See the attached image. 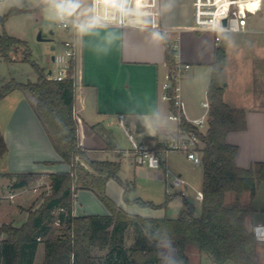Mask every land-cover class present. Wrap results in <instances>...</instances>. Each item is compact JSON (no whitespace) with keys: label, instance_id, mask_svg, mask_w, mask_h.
<instances>
[{"label":"crops","instance_id":"1","mask_svg":"<svg viewBox=\"0 0 264 264\" xmlns=\"http://www.w3.org/2000/svg\"><path fill=\"white\" fill-rule=\"evenodd\" d=\"M22 2L26 4L27 0ZM38 3L39 6L32 11L46 7L45 0H38ZM80 4L76 16L81 24H87L93 15L102 18L99 25L88 28L85 32L69 30L71 38L68 40H75L78 46L74 113L79 123L80 144L92 159L120 160L121 178L135 186L136 175L145 166L131 156V143L126 129L138 141H145L150 145L153 143L154 146L157 139L167 143L179 132V124L171 119V104L162 97V84L168 70L164 38L176 46L177 61L190 65L178 83L185 116L189 121L200 119L209 113L204 102L208 101L207 92L218 46L214 41V33L193 28L194 0H141L140 3L127 0L122 12L105 9L103 5L96 4L95 0H80ZM253 27L254 30L241 33L264 35L263 24H253ZM232 49L229 34L227 63L222 75V83L225 82L224 100L232 107L246 110L248 127L244 131L231 132L227 140L239 147L237 164L249 168L255 162H264V72L260 69L249 77L243 74L238 79H228L226 73L229 51ZM53 56L52 60L55 62L58 56ZM46 72L50 74L53 70L46 68ZM17 91L20 90L13 91L5 98ZM15 95L18 96H14L11 113L0 131L8 146V152L4 156L5 169L0 173L32 172L39 173L42 177L38 182L23 188H14L13 178L6 175L0 177V212L3 211L6 215L5 219H0V226L4 223L21 226L28 217V211H23V208L33 206L37 199L40 204L42 192L50 189V174L71 170V166L63 161L54 148L34 110L30 96L27 93ZM122 114L125 116V127L120 121ZM165 155L162 156L163 160L166 159ZM127 165L131 171L126 170ZM147 169L153 177L162 178L163 168L162 172ZM177 175L188 182L186 190L189 197L184 199L193 202L190 197L195 198L196 192L202 190L203 173L200 187L194 186L192 180L182 172ZM172 179H165V187L167 196L173 197L181 192L173 189ZM106 192L126 212L142 217H164L143 216L132 211L123 201L124 189L114 179L108 181ZM11 193H16L12 199L9 198ZM16 198L22 201L13 204ZM197 201L200 207L202 201ZM240 201L255 209L246 216V223L254 231L258 258L264 264V182L259 185L254 199L249 192H244ZM193 203L197 210L198 203ZM109 213L108 207L92 190L80 189L76 194L74 215ZM5 237L3 235L1 238ZM42 247L43 244H40L36 259Z\"/></svg>","mask_w":264,"mask_h":264},{"label":"trees","instance_id":"2","mask_svg":"<svg viewBox=\"0 0 264 264\" xmlns=\"http://www.w3.org/2000/svg\"><path fill=\"white\" fill-rule=\"evenodd\" d=\"M53 3L54 0H50L46 6ZM27 11L12 7L5 17ZM228 36L226 34L217 47L213 62L207 92L210 104L207 131L200 132L185 118L180 124L181 129L195 133L204 145L201 149L204 195L201 213L197 215L196 205L185 198L178 217L152 218L126 212L107 195V183L114 179L124 187L125 198L131 201L133 185L120 176L122 162L92 159L80 144L79 123L74 113L76 61H71L65 79L49 78L46 68L31 59L25 40L0 34L1 58L13 62L16 60L13 53L24 48L22 60L30 61L37 72L35 82L11 79L3 84L0 101L16 90L29 94L54 148L71 166L69 172L50 174V192L37 208L28 211L27 220L21 226L12 223L0 226V264H35L40 244L45 246L42 264H160L166 246L171 247L173 261L179 264H190L188 246L196 247L213 264L230 261L263 264L258 258L254 231L246 223V216L255 209L240 200L244 192H249L252 199L256 197L259 185L264 182V162H255L249 168L240 167L237 164L239 147L227 140L231 132L248 127L246 110L232 107L224 100L222 75L227 63ZM164 41L166 63L172 68L177 61L176 49L167 38ZM170 104L174 110L173 103ZM155 146L164 148L166 142L157 139ZM7 152L5 137L0 132V161ZM3 175L14 179V188L29 186L42 177L32 172L0 173V177ZM80 189L92 190L110 213L74 215L76 194ZM228 192L235 194L232 203L226 201ZM170 199L172 195L167 196L165 204ZM135 201L145 204L140 199ZM3 235L6 237L2 239Z\"/></svg>","mask_w":264,"mask_h":264},{"label":"rangeland","instance_id":"3","mask_svg":"<svg viewBox=\"0 0 264 264\" xmlns=\"http://www.w3.org/2000/svg\"><path fill=\"white\" fill-rule=\"evenodd\" d=\"M23 4L22 0H5L4 2H0V16H2V20L0 21V34L7 33L25 40L28 43L31 59L36 61L40 66L52 69L53 73H56L60 69L61 56L64 55V42L71 38L70 31L59 26L55 5L46 6L43 10L38 9L32 11L39 6L38 0H27L26 4ZM15 6H24V8L29 11L5 17L9 10ZM252 21L256 26L262 25L263 15L260 14L259 16L253 17ZM41 31L44 40L38 39V35ZM51 31L53 32L52 34ZM250 41L254 43H249ZM53 46L55 49H53ZM231 46L233 49L229 51V66L226 73L228 79H238L243 74L249 77L260 69L264 72V35L257 33H231ZM23 50L24 48L20 47L17 54L13 53V56L16 59L13 62L4 61L0 56V87L11 79L21 82H35L37 80V72L33 64L30 61L22 60ZM53 55L58 56L56 62L52 60ZM22 92L17 91L15 94L26 93ZM15 94L0 102V131L3 123L11 113V108L15 101L14 96H18ZM30 99L33 101L31 96ZM151 146H154L153 143ZM165 157L166 159L162 162V166L164 167L151 168L148 164H143L145 167L142 172L139 171L137 173L135 186H133L129 195L131 201L125 198L124 187L115 180V182L124 189L123 201L132 211L139 212V214L143 216L158 215L164 217H178L184 206V196L177 193L173 195L172 199H170L167 204H165L167 200L165 179L170 180V178L172 179L179 172H182L186 177H189L194 186L200 187L201 176L203 173L201 164L193 163L187 159L185 152L178 150L168 152ZM133 159L135 158L133 157ZM5 164L6 158L0 163V171L5 169ZM81 164L85 166V168H89L82 161ZM147 168L160 170V172L163 171V173H161L162 178L153 177ZM162 168L165 171L162 170ZM126 170L131 171L129 165H127ZM4 183H6V180ZM44 187L47 186L45 185ZM49 192L50 189L42 192V201ZM234 196L235 194L233 192H228L226 201L232 203L234 201ZM138 199L144 201L145 204L135 201ZM190 199L193 200V202L198 203L196 212L197 215H200L201 206L199 207V202L195 198L190 197ZM20 201H22V199L16 198L13 200V204ZM39 201L40 200L37 199L36 202L33 203V206L27 205L23 208V211L37 208L42 203L39 204ZM37 204L39 205L36 206ZM5 216V213L1 211L0 219H5ZM55 226L58 227V225ZM131 241L132 240L129 239L128 244H130ZM165 249L166 250L163 252L164 259L160 264H179L173 261L174 253L171 247L166 246ZM186 253L190 258V264H213L207 255L201 254L194 246H188ZM44 255L45 246L43 244L41 251L39 250L38 252L35 264H42ZM227 264L234 263L230 261Z\"/></svg>","mask_w":264,"mask_h":264},{"label":"built area","instance_id":"4","mask_svg":"<svg viewBox=\"0 0 264 264\" xmlns=\"http://www.w3.org/2000/svg\"><path fill=\"white\" fill-rule=\"evenodd\" d=\"M5 0H0L4 2ZM50 0H45L47 4ZM55 3V2H54ZM263 15V30H264V0H194V25L193 28L198 31H211L214 33V41L219 46L226 34L241 33L254 30L253 17ZM59 26L66 30L77 29V25L81 24L75 13L70 17L63 19L57 13ZM226 22L224 23V21ZM64 55L61 56L60 69L56 73H50L49 78L55 80H63L67 77L71 66V61L76 60L78 56V46L75 40H66L64 42ZM176 49V46H173ZM58 59V58H57ZM55 60V62L57 61ZM190 68L189 64L175 62L172 68L168 67L162 84V97L173 103L171 119L179 124L178 134L171 138L166 143V146L157 149L156 146H151L145 141H138L135 135L128 133L131 148L129 152L140 164H148L151 168L161 167L163 155L170 151L178 150L186 153L187 157L195 164H202L203 157L201 149L203 142L193 132H186L181 129L180 124L185 116L184 102L180 98L178 83ZM76 81V77H75ZM173 81L176 84H173ZM173 91V94H171ZM204 106L210 109L209 101L204 102ZM209 114V113H208ZM208 114L200 119L189 121L200 132H206L208 128ZM124 115H120V121L125 127ZM188 182L180 175H175L172 179L173 189L180 191L181 194L188 198L189 194L186 190ZM16 193H11L9 198H14ZM203 191L196 192V199L203 200Z\"/></svg>","mask_w":264,"mask_h":264},{"label":"clouds","instance_id":"5","mask_svg":"<svg viewBox=\"0 0 264 264\" xmlns=\"http://www.w3.org/2000/svg\"><path fill=\"white\" fill-rule=\"evenodd\" d=\"M57 13L61 19L72 16L77 9L80 8V0H54ZM127 0H95L98 5H103L105 9H112L117 12H122L125 8ZM141 0H135V3H140ZM101 17L99 15H93L90 17L87 24L77 25V29L80 32H85L88 28L96 27L101 23Z\"/></svg>","mask_w":264,"mask_h":264},{"label":"water","instance_id":"6","mask_svg":"<svg viewBox=\"0 0 264 264\" xmlns=\"http://www.w3.org/2000/svg\"><path fill=\"white\" fill-rule=\"evenodd\" d=\"M2 20V16H0V21ZM226 22V20L224 21V23ZM53 32L51 31V34H52ZM38 39L39 40H44V37H43V34H42V31L39 33V35H38ZM53 49H55V47L53 46ZM53 59H55V57L53 56ZM224 85H226V84H224Z\"/></svg>","mask_w":264,"mask_h":264}]
</instances>
